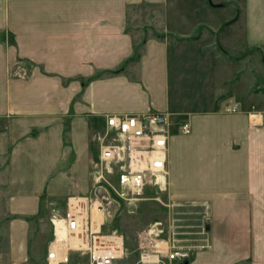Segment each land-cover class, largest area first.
I'll return each instance as SVG.
<instances>
[{
	"label": "crops",
	"instance_id": "0c3cea01",
	"mask_svg": "<svg viewBox=\"0 0 264 264\" xmlns=\"http://www.w3.org/2000/svg\"><path fill=\"white\" fill-rule=\"evenodd\" d=\"M169 1L0 0V220L19 218L1 227L2 258L28 259L49 201L89 195L107 115L154 112L172 119L162 189L206 210L208 247L191 264H264V86L252 92L249 79L251 60L264 64V0H224L226 55L205 36L158 31L157 17L134 25V7ZM20 60L28 79L10 76Z\"/></svg>",
	"mask_w": 264,
	"mask_h": 264
},
{
	"label": "built area",
	"instance_id": "2783aa9c",
	"mask_svg": "<svg viewBox=\"0 0 264 264\" xmlns=\"http://www.w3.org/2000/svg\"><path fill=\"white\" fill-rule=\"evenodd\" d=\"M236 111L237 106L226 109L228 113ZM171 121L169 115L154 112L105 117V129L96 137L99 154L90 169L96 199L71 197L64 207L53 201L48 202L53 240L46 254V264H66L72 251H84L88 264H116L123 258L122 235L115 232L101 235L100 230L93 231L92 207L97 203L102 214L109 215L110 219L119 200L139 197L150 185L164 188L168 176L167 151ZM179 131L189 135L190 123L182 122ZM111 178L115 179V183L110 181ZM98 190L103 191L102 198L97 196ZM103 199L112 204L111 211ZM57 231L67 241H57ZM164 232L162 223H154L138 234V264H185L189 261V251L175 246L170 239L164 240ZM75 238L80 243L72 247L70 240Z\"/></svg>",
	"mask_w": 264,
	"mask_h": 264
},
{
	"label": "rangeland",
	"instance_id": "374dc122",
	"mask_svg": "<svg viewBox=\"0 0 264 264\" xmlns=\"http://www.w3.org/2000/svg\"><path fill=\"white\" fill-rule=\"evenodd\" d=\"M177 1L178 0H170L166 6L150 7L142 5L134 7V25L141 27L143 24H150L151 19L157 17L159 25L156 24L155 21L154 24L155 29L158 31H160L161 28H167L172 31L170 37L178 38H183V35L186 33L190 35L187 38H199L205 36L204 38L206 39L204 40L212 42V45L218 47L221 54H228L224 50L223 45H226L229 38L225 31H223V28L232 21V18L230 17L234 14V10H232L233 7H231V3L224 0H210L213 5L222 2L220 5L223 9L214 11L211 10L208 0H181L179 1L180 3H176ZM175 13H182L188 16L186 21H182L181 26L173 25V15ZM164 17L171 21H163ZM212 27L214 32H212ZM145 29L146 28H144V30ZM153 34L161 39L169 36L165 33H157L154 31ZM249 54L253 58H258L257 53L254 51L249 52ZM245 55H247L246 52ZM239 57V55H233V57L229 56V59ZM259 64L262 66L264 65L262 60L256 62L252 59L249 66L251 72L249 79L250 83H252V92L257 91L259 90L258 88L264 86V80L262 79V76L259 75L260 73L258 74V72H260ZM31 69V64L20 60L11 68L10 76L24 80L28 79ZM229 78L230 77L228 76V79ZM103 131L100 134H102ZM96 143L98 144L97 141ZM110 181L115 183L114 178H111ZM86 198L89 200L96 199L93 189H91ZM129 199L130 200L126 201L119 200L117 202L118 206L113 212L110 220L105 222L100 229L101 235L115 232L123 236L124 256L122 259L118 260L116 264H138L140 257L137 251V236L151 227L154 223H162L165 229V232L162 235L164 240L170 239L174 242L175 246L189 251L190 264L193 261L196 251L208 247L207 227L205 225V207L203 208L188 204L182 206L173 205L166 196V191L151 185L144 189L141 196ZM1 209L2 208H0V211ZM91 212L93 228L99 230L102 214H100V209L98 208L97 203L94 204ZM6 219L13 221L19 218L13 216L12 218L9 217L5 218V220H0V230L4 223H6ZM34 221L36 220L33 219V222ZM50 225L51 224L46 223L43 228H39L37 232L39 237L38 239L35 238V242L30 245L31 251L28 259L21 264H46L44 258H46L49 244L53 240V229ZM0 253H2V251H0ZM0 261H4L5 263L3 264H19L16 261H8L5 257L2 258L1 256ZM66 264H88L87 255L84 251H72L69 253V260Z\"/></svg>",
	"mask_w": 264,
	"mask_h": 264
},
{
	"label": "bare ground",
	"instance_id": "6f19581e",
	"mask_svg": "<svg viewBox=\"0 0 264 264\" xmlns=\"http://www.w3.org/2000/svg\"><path fill=\"white\" fill-rule=\"evenodd\" d=\"M104 201L107 202V205H106V203H105ZM103 203L108 207L109 210L112 209V207H111L112 204L108 203V201H107L106 199L103 200ZM93 231H94V232H98L99 230H96V228H93ZM56 239H57V241H60V242H65V241H67V239H66V238L61 234V232H59V231L56 232ZM70 241H71V246H72V247H74L75 244H79V243H80V241L77 240L76 238H75V239H71ZM82 247H83V246H82Z\"/></svg>",
	"mask_w": 264,
	"mask_h": 264
},
{
	"label": "water",
	"instance_id": "95a60500",
	"mask_svg": "<svg viewBox=\"0 0 264 264\" xmlns=\"http://www.w3.org/2000/svg\"><path fill=\"white\" fill-rule=\"evenodd\" d=\"M208 3L210 4V6H214L212 3H211V1L210 0H208ZM96 194H97V196L98 197H101L102 198V196H103V191L102 190H98L97 192H96ZM104 200V199H103ZM105 203H106V205H107V202L106 201H104ZM112 207V206H111ZM108 208V207H107ZM112 210V209H111ZM110 210V211H111ZM185 264H188V262H186Z\"/></svg>",
	"mask_w": 264,
	"mask_h": 264
},
{
	"label": "trees",
	"instance_id": "16d2710c",
	"mask_svg": "<svg viewBox=\"0 0 264 264\" xmlns=\"http://www.w3.org/2000/svg\"><path fill=\"white\" fill-rule=\"evenodd\" d=\"M188 263H189V261H188Z\"/></svg>",
	"mask_w": 264,
	"mask_h": 264
}]
</instances>
